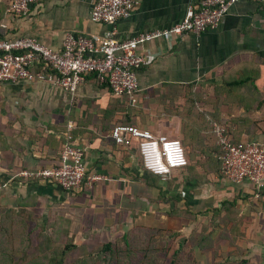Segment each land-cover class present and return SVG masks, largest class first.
Listing matches in <instances>:
<instances>
[{
	"label": "crops",
	"instance_id": "crops-1",
	"mask_svg": "<svg viewBox=\"0 0 264 264\" xmlns=\"http://www.w3.org/2000/svg\"><path fill=\"white\" fill-rule=\"evenodd\" d=\"M10 2L0 0V38L31 36L57 50L67 33L98 37L111 28L90 20L91 0H42L30 5L25 16L8 14ZM137 2L131 16L117 22L116 39L172 27L183 19L191 0ZM139 51L156 59L139 71L134 106L93 76L74 94L51 83H0V237L83 238L93 218L104 219L105 206L136 209L138 201L149 205L160 192L167 195L171 179L145 173L134 146H118L109 136L118 124L155 126L140 116L154 106H160L162 121L175 129L186 149L187 173L193 178L190 206L201 202L195 182L200 159L213 155L212 123L229 127L232 138L240 141L253 136L250 128L264 127V0L230 6L213 30L171 41L155 39ZM69 124L85 149L87 175L101 179L91 189L67 193L18 177L22 171L57 164ZM235 186L244 197V216L254 222L255 212L264 216V194L257 196L246 182ZM154 187L160 188L156 195Z\"/></svg>",
	"mask_w": 264,
	"mask_h": 264
},
{
	"label": "built area",
	"instance_id": "built-area-1",
	"mask_svg": "<svg viewBox=\"0 0 264 264\" xmlns=\"http://www.w3.org/2000/svg\"><path fill=\"white\" fill-rule=\"evenodd\" d=\"M42 0H11L7 13L25 16L29 6ZM240 1L263 0H191L183 19L165 30L140 33L133 38H115L116 24L134 11L137 0H91L90 20L111 28L102 36L67 33L60 49H51L36 38H0V83H51L70 94L88 76L106 85L117 97H126L134 106L138 103L139 71L152 64L156 57L139 51V46L155 39L171 41L187 34L199 35L217 28L228 8ZM67 126L56 165L17 176L24 180L53 184L67 193L83 187L91 189L101 179L88 176L84 164L85 149ZM216 138L214 158L219 162V175L231 184L248 183L258 196L264 190V142H235L228 127L212 123ZM118 146L137 150L144 171L163 181L188 166L182 142L176 137L154 134L132 125H115L109 134Z\"/></svg>",
	"mask_w": 264,
	"mask_h": 264
},
{
	"label": "rangeland",
	"instance_id": "rangeland-1",
	"mask_svg": "<svg viewBox=\"0 0 264 264\" xmlns=\"http://www.w3.org/2000/svg\"><path fill=\"white\" fill-rule=\"evenodd\" d=\"M159 107L140 116L155 124L148 128L153 133L175 137ZM250 131L249 141H264V127ZM199 167L197 205H188L193 178L187 170L177 172L166 183L167 195H156L160 188L154 187L149 205L138 201L136 209L114 211L105 206L104 219L93 218L83 238L0 237V264H264V216L255 212V222L244 216L241 190L219 175L212 156L201 158ZM106 243L109 249L103 250Z\"/></svg>",
	"mask_w": 264,
	"mask_h": 264
},
{
	"label": "trees",
	"instance_id": "trees-1",
	"mask_svg": "<svg viewBox=\"0 0 264 264\" xmlns=\"http://www.w3.org/2000/svg\"><path fill=\"white\" fill-rule=\"evenodd\" d=\"M127 125H131V124H127ZM228 129H229V131H230V128L228 127ZM235 142H237V143H239L240 142V140H234ZM264 142V141H263ZM183 144V143H182ZM213 153L216 151V144H215V147L213 148ZM212 158H213V161H214V163L216 164V166H217V170H218V172H219V162L214 158V156L212 155ZM189 165V164H188ZM189 168H188V166L186 167V168H184L183 170H181V171H179V172H183V171H185V170H188ZM145 173H147V174H149V175H151L150 173H148V172H146V171H144ZM177 173V172H176ZM175 174V173H174ZM173 174V175H174ZM263 194H264V191L262 192ZM225 203H223V205H224ZM7 238H9V240L11 239V240H14V239H12V234L10 233V234H8V237ZM27 239H29V237L27 238ZM45 240H51V239H45ZM53 240V239H52ZM46 243H44V244H40V243H38L37 244V246L38 247H45L44 245H45ZM27 245H28V243H27ZM109 246H110V244H108V243H106L104 246H103V250H108L109 249ZM70 246H65V248H64V250H67L68 248H69ZM74 247V246H73ZM243 263H247L245 260H243L242 261Z\"/></svg>",
	"mask_w": 264,
	"mask_h": 264
}]
</instances>
